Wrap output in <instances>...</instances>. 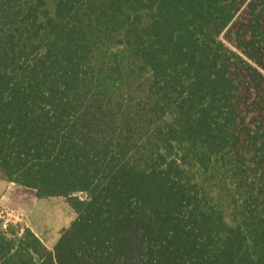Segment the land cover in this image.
<instances>
[{"label": "trees", "instance_id": "1", "mask_svg": "<svg viewBox=\"0 0 264 264\" xmlns=\"http://www.w3.org/2000/svg\"><path fill=\"white\" fill-rule=\"evenodd\" d=\"M263 57L264 0H0V181L77 215L0 264H264Z\"/></svg>", "mask_w": 264, "mask_h": 264}, {"label": "rangeland", "instance_id": "2", "mask_svg": "<svg viewBox=\"0 0 264 264\" xmlns=\"http://www.w3.org/2000/svg\"><path fill=\"white\" fill-rule=\"evenodd\" d=\"M250 13L251 9L244 8L231 27L233 34L240 30ZM259 68L264 74V57L260 60ZM249 84L250 87L242 90L244 95L250 97L249 104L264 98V82L260 87H256L250 80ZM254 119L264 121V111L250 113L249 120ZM76 218V213L65 199L40 200L33 190L0 181V221L32 230L50 250H53L62 233L71 227Z\"/></svg>", "mask_w": 264, "mask_h": 264}, {"label": "crops", "instance_id": "3", "mask_svg": "<svg viewBox=\"0 0 264 264\" xmlns=\"http://www.w3.org/2000/svg\"><path fill=\"white\" fill-rule=\"evenodd\" d=\"M9 184V183H8ZM11 185H13V184H11Z\"/></svg>", "mask_w": 264, "mask_h": 264}]
</instances>
